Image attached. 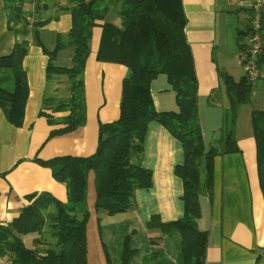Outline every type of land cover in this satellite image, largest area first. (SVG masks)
Here are the masks:
<instances>
[{
	"label": "trees",
	"instance_id": "trees-1",
	"mask_svg": "<svg viewBox=\"0 0 264 264\" xmlns=\"http://www.w3.org/2000/svg\"><path fill=\"white\" fill-rule=\"evenodd\" d=\"M3 1L9 28L20 38L10 54L0 56V107L7 121L19 127L28 96L22 68L29 44L27 36L36 35L38 27L51 17L33 22L23 15L19 4L24 0ZM110 9L119 18V25L107 19ZM60 10L71 14V27L68 32L56 35L51 51H43L48 57L47 77L65 75L70 97L44 101V106H51L53 112H68L63 126L52 129L48 138L70 134L85 124L83 71L92 29L98 25L101 37L96 58L127 68L122 80L119 116L99 124L93 154L61 156L42 162L52 169L54 179L65 184L67 202L62 203L49 193L28 196L30 204L18 217L8 225H0L1 264H87L86 223L90 217L84 208L87 176L91 171L94 174L95 212L113 216L130 210L134 191L151 186V172L141 166L144 135L151 121L165 127L183 147L184 161L175 166L174 173L183 183L184 211L181 218L169 222L151 215L146 227L160 232L177 230L181 235L183 263L203 264L206 232L197 227L198 198L203 191L211 190L213 157L238 151L232 134L236 109L249 101L255 82H249L245 76L235 81L226 73L220 74L230 100L229 114L221 127V143L204 149L197 115V80L184 36L186 20L181 0H68ZM260 25L263 49L257 67L263 73L258 80H264V10ZM60 51L70 54L69 65H56ZM158 74L166 75L175 92L178 112L155 110L149 85ZM8 82H12L11 87L6 85ZM250 122L256 146L257 177L264 199V110H252ZM48 123L55 124L52 118ZM28 234L39 235L33 241L34 248L22 242L21 237ZM128 257L124 253L121 264H129Z\"/></svg>",
	"mask_w": 264,
	"mask_h": 264
},
{
	"label": "crops",
	"instance_id": "crops-1",
	"mask_svg": "<svg viewBox=\"0 0 264 264\" xmlns=\"http://www.w3.org/2000/svg\"><path fill=\"white\" fill-rule=\"evenodd\" d=\"M67 1L24 0L19 4L28 20L51 19L38 27L36 35L29 33L27 36L29 44L22 68L28 96L21 126L10 124L0 107V225H8L15 220L30 204V195L49 193L66 203L65 184L54 179L52 169L42 162L61 156L87 157L93 154L100 122L110 121L115 116L118 118L116 102L120 99L121 83L127 68L96 58L101 37L98 25L92 29L83 71L85 124L70 134L48 138L52 129L63 126L68 112H53L51 106H44V101L65 100L70 93L65 75L47 77L48 57L43 49L51 51L56 35L70 29L71 14L60 10ZM181 3L186 20L184 36L197 80L198 121L203 147L208 149L221 143V127L229 114L230 100L222 88L225 86L220 74L233 76L228 66L223 64L224 58H234L239 46L245 42L242 38L247 31V25L245 29H237L236 48L233 49L220 42L216 27H219L220 18L235 15V10L230 9L235 4L250 13L252 0H181ZM107 15H111L110 21L119 25L120 20L115 17L113 9ZM8 21L4 1L0 0V56L10 54L15 41L20 38L9 28ZM55 63L58 66L69 65L70 54L60 51ZM243 76L233 79L238 81ZM8 83L6 85L11 87L12 82ZM254 88L264 90V80H257ZM149 90L156 111L178 112L175 92L165 74H158L150 82ZM224 95L229 100L228 109L221 101L225 99ZM102 101L106 106L102 108L103 114L95 117L93 109ZM262 102V106L248 109L247 122L246 116L241 118L235 114V119H242L240 123L234 120L232 126L238 151L213 157L211 190L199 195L197 227L206 232L203 264H264V199L257 177L256 146L250 122L252 110H264V99ZM49 118L54 125L48 123ZM216 134L218 138L208 139ZM183 161L184 150L179 140L158 122H149L143 140L141 166L151 172V186L134 191L133 206L127 212L113 216L97 212L102 223L130 225L140 222L148 239L158 242L160 231L148 229L146 223L151 215H158L163 222L177 220L183 215V183L174 173L175 166ZM38 237V234H28L21 239L26 247L34 248L33 241ZM174 241L175 238L170 243ZM160 242L163 244L162 239ZM2 262L0 260V264Z\"/></svg>",
	"mask_w": 264,
	"mask_h": 264
},
{
	"label": "rangeland",
	"instance_id": "rangeland-1",
	"mask_svg": "<svg viewBox=\"0 0 264 264\" xmlns=\"http://www.w3.org/2000/svg\"><path fill=\"white\" fill-rule=\"evenodd\" d=\"M235 5L236 6L230 7L231 10H235V15H226L225 17H222L223 19L220 18L218 22L219 27H216V33L220 42L223 44L225 43L228 47L232 46L233 49L236 48L238 37L237 29H245L251 17L250 13L241 10L237 4ZM110 18L111 15H108L107 19L110 20ZM242 40L245 41L246 36H244ZM223 64L228 66L231 70L233 78L238 79L240 76H243L244 70L239 63L236 53L234 58H224ZM255 87H257V83L255 84ZM222 88L225 90L223 85ZM224 97L226 100L222 98L221 101L223 104H226V109H228L229 100L225 95ZM263 99L264 90H258L257 88L252 89L249 95V102L238 107L236 111L237 115L241 118L243 116L245 117L249 108L262 106ZM260 103H262V105ZM119 104L120 99L116 102L118 116L120 109ZM103 106V101L100 105H95L93 109L95 117L99 116V114L102 116L103 109L106 107ZM112 108L114 109V107ZM115 118L116 116L113 117L112 120L110 119V121L100 123H109ZM236 120L239 123L242 121V119H237V117L235 121ZM211 138H218V134L214 137L209 136L208 139ZM215 140L216 139H214V141ZM93 178L94 174L91 171L87 176L86 201L84 205V208L90 213V217L86 223L88 240L87 264H121L124 253L129 255V264H184L181 235L177 230L174 229L167 232H160L158 242H154L153 239H148L140 222H132L130 225L124 223L118 225L102 223L100 215L97 214L93 208L95 201ZM174 238V243H170ZM161 239L163 240V244L160 242ZM155 240L157 241V239Z\"/></svg>",
	"mask_w": 264,
	"mask_h": 264
},
{
	"label": "built area",
	"instance_id": "built-area-1",
	"mask_svg": "<svg viewBox=\"0 0 264 264\" xmlns=\"http://www.w3.org/2000/svg\"><path fill=\"white\" fill-rule=\"evenodd\" d=\"M262 10H264V0H252L250 7L251 17L246 28V40L236 52L246 79L252 83L263 75L257 67V58L263 49V35L260 30Z\"/></svg>",
	"mask_w": 264,
	"mask_h": 264
}]
</instances>
